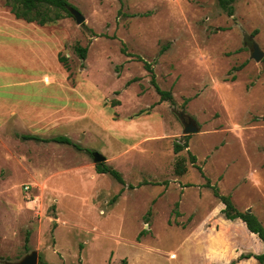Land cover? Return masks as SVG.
I'll list each match as a JSON object with an SVG mask.
<instances>
[{"label":"rangeland","instance_id":"rangeland-1","mask_svg":"<svg viewBox=\"0 0 264 264\" xmlns=\"http://www.w3.org/2000/svg\"><path fill=\"white\" fill-rule=\"evenodd\" d=\"M68 2L84 22L62 11L29 23L0 0V33L43 26L68 64L0 45V264L32 251L37 264H224L257 251L211 186L264 226V0H236L232 15L217 0ZM76 44L88 48L84 61ZM44 69L51 85L30 78ZM181 114L197 132L184 133ZM27 133L65 135L82 150ZM94 151L124 184L96 172Z\"/></svg>","mask_w":264,"mask_h":264},{"label":"trees","instance_id":"trees-1","mask_svg":"<svg viewBox=\"0 0 264 264\" xmlns=\"http://www.w3.org/2000/svg\"><path fill=\"white\" fill-rule=\"evenodd\" d=\"M236 0H217L219 6L228 14L232 15L234 11L233 3ZM6 5L9 7L10 12L17 19H22L26 22H35L39 25H45L48 23H54L57 20L64 17L62 11L66 12L68 15H72L69 11V7H73L68 0H5ZM74 50L79 56V58L84 61L87 56V46H83L80 44H76L74 46ZM59 61L63 64L64 68L68 69L67 59L65 56H59ZM84 66V64H82ZM147 66V65H146ZM150 69V66H147ZM153 80L155 85V89L157 93L160 95L161 100L172 99V94L170 91L161 90ZM188 137V135H186ZM21 139H33L36 141H53L56 143H65L70 144L77 150H82V146L74 142L70 137L65 135H55L49 138H43L34 134H22L19 135ZM184 147H187V141L180 144L179 142L174 143V151L178 152ZM192 163L195 162V156H191ZM199 171H201L200 166H196ZM175 172L177 174H182L186 171L185 166L183 165V160L178 159L175 163ZM95 170L98 173H106L110 176L114 177L119 183L124 184L123 176L120 172H118L111 165L106 164L105 162H98L95 164ZM206 185L211 186L209 182H206ZM213 188V194L219 199L221 203H223V208L221 209V213L223 217L227 220H240L245 226L246 230L258 237L263 245V251L260 253L254 252H245L241 253L236 260H231L230 262H226L224 264H235L238 260L248 259L253 257L258 264H264V226L259 218L250 210H239L234 205L231 196L221 194L217 188L211 186ZM117 196H114L113 201ZM39 264H51L46 262L45 260H40Z\"/></svg>","mask_w":264,"mask_h":264},{"label":"crops","instance_id":"crops-1","mask_svg":"<svg viewBox=\"0 0 264 264\" xmlns=\"http://www.w3.org/2000/svg\"><path fill=\"white\" fill-rule=\"evenodd\" d=\"M15 19H17V18H15ZM20 20H22V19H20ZM16 23H18V22H16ZM1 35H2V37L0 38V45H2L3 49L5 48L7 53H8V51H9V53H11L12 51H15V48L23 49L24 47L26 48V46H28V47L32 48L33 51H31V52L36 51V53H37L38 50H40V52L42 51L41 53H39L41 55V65L43 63L42 60H44L45 64H47L50 61L51 63H55L56 65L61 66V64H60L61 62L58 59L59 56L57 57L54 54L55 50H58V48H59L60 41H59L58 37L53 36V34L49 31V29H46L43 26H41V27H39V26H35V27H30V26L14 27V28L4 30L3 33H0V36ZM36 60H38L37 57H36ZM30 78H32V79L39 78L40 81H42L45 84L47 83L48 85H51V83L54 82L53 78L50 77V75L48 73V69H44V70H42V74H38V75L36 74L35 77L31 76ZM55 82H57V81H55ZM58 84L59 83H57L56 85H58ZM43 103H44V96H42V99L36 100L35 103H33L34 108H32V109L34 111L32 113L34 115H36V117L38 115H41V111H39V110L42 108ZM50 104L52 105L53 103L51 102ZM12 107H14L13 103H12L7 115H9L13 111H18V109H17L18 107H16V108H12ZM36 117H35V119H38ZM4 122L5 121H3L2 123H4ZM2 123H0V124H2ZM27 134H34V135H38V136L43 137V138H49V137L55 136V135H53V136L45 137V136H41V135L35 134V133H27ZM24 140H33V139H24ZM34 141H36V140H34ZM37 142H44V141H37ZM48 142H53V141H48ZM44 143H47V142H44ZM258 241H259L258 242V248H257V251H255L254 253H260L263 251V245H262L260 240H258ZM250 258H253V257H250ZM250 258H248V259H250ZM248 259H246V260H248Z\"/></svg>","mask_w":264,"mask_h":264},{"label":"water","instance_id":"water-1","mask_svg":"<svg viewBox=\"0 0 264 264\" xmlns=\"http://www.w3.org/2000/svg\"><path fill=\"white\" fill-rule=\"evenodd\" d=\"M69 11L75 17L76 23L80 24L84 22L85 17L82 14H80V12L76 10L74 7H69ZM251 50H252L251 56L255 60L259 61L263 56V51H261L259 47L254 43H252ZM181 117H182L183 124H184L185 134L194 133L198 131V128L193 119H191L190 117L184 118L182 114H181ZM92 156H93L94 163L104 162L106 160V157L98 151H94L92 153ZM37 262H38V254L36 251H32L26 254V256L23 257L19 261L6 262L5 264H37Z\"/></svg>","mask_w":264,"mask_h":264}]
</instances>
